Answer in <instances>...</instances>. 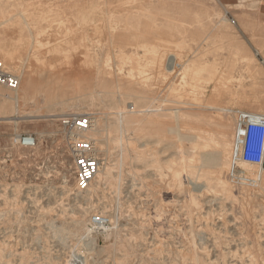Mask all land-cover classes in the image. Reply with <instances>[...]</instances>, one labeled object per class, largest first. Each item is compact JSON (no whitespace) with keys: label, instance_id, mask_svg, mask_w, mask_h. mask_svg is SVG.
<instances>
[{"label":"rangeland","instance_id":"1","mask_svg":"<svg viewBox=\"0 0 264 264\" xmlns=\"http://www.w3.org/2000/svg\"><path fill=\"white\" fill-rule=\"evenodd\" d=\"M146 1L0 0V20L10 22L0 25V60L19 78L31 71V96L42 108L36 112L26 98L18 112L8 109V118L0 119V264H264V190L232 185L223 164L230 158L233 110L264 112V62L255 52L264 59V48L256 37L243 35L218 0H151L172 11V19L165 24L159 14L147 30L122 26ZM205 10L211 19L197 25L195 13ZM179 18L190 24L178 28ZM232 52L237 54L231 60ZM73 67L88 72L91 86L97 84V69L112 71L124 84L136 81L138 90H150L160 112L174 113L168 108L181 106L193 116L156 117L174 126L164 136L139 133L120 142L112 139L118 131L109 137L105 131L103 148L98 145L101 167L109 155L114 182L77 191L59 117L83 106L114 128L118 113L113 96L105 93L69 101L77 97L65 92L73 77L50 74ZM49 80L44 104L42 89ZM46 110L57 116H41ZM32 112L39 114L27 117ZM14 117L17 124L10 120ZM18 132L34 134L36 146L16 145ZM196 142L200 147L194 151ZM124 147L127 159L119 166ZM243 169L259 173L255 165ZM214 176L227 181L232 196ZM96 212L111 224L91 227Z\"/></svg>","mask_w":264,"mask_h":264},{"label":"bare ground","instance_id":"2","mask_svg":"<svg viewBox=\"0 0 264 264\" xmlns=\"http://www.w3.org/2000/svg\"><path fill=\"white\" fill-rule=\"evenodd\" d=\"M146 2H147V5H146V7H143V8H142L143 4H142V2H140L139 8H141V9L138 10L139 13L137 15L134 14V16L127 17L128 19H133V21H129L128 23H126L125 25H122V26H124L126 29L135 27L138 29L143 28V30H147L148 25H149L148 23H150V22L154 23L155 21H157L159 14L165 15V17H164L165 24L168 22L169 19H172L171 17L173 15V12L170 10H167L165 8V6H160V5L157 6V5L153 4V1H151V0L146 1ZM3 10H4V8L1 6L0 12H3ZM184 12L190 13L191 9L187 8L184 10ZM195 12L196 11H194V13ZM182 15H184V14H182ZM182 15H180V17H182ZM195 15H196V20H194V21H196L197 25H200L203 19L208 20V19H211V17H212V13L208 12L206 10L196 12ZM202 15H204V16H202ZM116 19L119 22H122L124 20L123 16L117 17ZM219 20H220V18H219ZM222 20L225 21L227 19H226V17L222 16ZM7 21H8V19L0 20V25L10 23L9 21L8 22ZM188 23L190 24V22L184 20V18H179L178 22H177V27L181 28L184 24H188ZM117 24H119V23H117ZM191 25H193L192 22H191ZM28 26H29V24H28ZM4 27H5V25H4ZM7 27H8V25H7ZM138 35H140V33H138L137 36ZM146 35H147V32H146ZM147 36H149V35H147ZM228 44H229V46L232 45L233 40L232 39L230 40V38H229ZM6 51H8V50H6ZM229 51H235V50L233 48H231V50H230V48H229ZM86 52L87 53L90 52V49H87ZM236 54H237V52H232L229 59H231V60L234 59ZM247 57L251 58L249 55H247ZM130 58L132 59V57H130ZM12 63H13V61H12ZM13 65H15V64H13ZM79 67H81V66H79ZM15 68H17V66ZM119 73H121V72H119ZM141 73H143V72H141ZM50 75H51V78H54V79L65 77V75H71V77H73L72 82L66 83V91L65 92L77 94V97H70L69 101L70 100L72 101L74 98H79L80 100L82 99L83 101H85V100H87V95L90 94V95H92V98H93L95 93H97V94L105 93V94H109V95L113 96V99H114L113 107L117 110L116 112L118 113V118H117L118 124H116L117 126L114 128H111L110 124L100 123L99 119L96 118L94 127L92 129H90L89 132H87V135L94 138L96 140L97 145L100 146V144H101L102 148L105 144V139H106L105 131L108 132V137H109V134L111 136V133L113 131L119 132V135H117L116 138H112L113 141H118V140L120 141V139L124 136L127 137L128 139L136 138L137 135H139V133H142L143 136H150V137L153 136L154 134L159 135V136H161V135L164 136L169 131L173 130L174 126L168 122L162 121L161 119H157L156 117H167V116L174 115V116H178V117L183 119L186 117H192L193 116L188 111H186L185 108H183V107L181 108V106H175V107H171V108L169 107L168 108L169 110H171L174 113H162V112H160L161 109L158 106L159 104L156 103L155 97H151L150 90H146V89L138 90L137 88H135V84L137 83L136 81H133V82L129 81L130 84H124L123 81L118 76L113 77L112 71H109V70H98V69L96 70L95 77L97 78V84L95 86H91L92 84L88 80V78H89L88 72H86V70H83V69L77 68V67L76 68L73 67V69H70V70H68V72H65V73L64 72H62V73L57 72V73H51ZM22 77L23 78H20L21 80L19 82V86L16 89L11 90L10 92H5V93L1 92L0 93V96H1L0 97V119L8 118L7 115H4L7 113L6 111H8V109L14 110V108L17 107V110H15V112L16 111L18 112L20 110V102L25 100L26 98H30L31 103H33L34 106L35 105L37 106L36 112L42 111V108L40 106H38L37 97L31 96V94L35 91L34 76L32 75L31 71L29 70L26 72L25 76H22ZM50 82L51 81L49 80L46 85H43L44 88L42 89V92H43L42 95H44V96H42V97H43L44 104H46L49 101V93H50L51 88H52L50 86ZM54 99H55V97H54ZM138 101H142V103H144V105L143 106L140 105L141 103L139 104ZM176 104H178V103H176ZM61 105L63 107H67V106H71L72 103L62 102ZM84 108L85 107H83V106H81V107L75 106L74 108H70V109L72 111H76V112H79V111H81L83 113L89 112V111L86 112V110H84ZM213 108L218 109V107H214V106H213ZM70 109H68V110H70ZM46 111L48 113L41 115V116H46V117H51V116H55V115L57 116V114L51 113V112H49V110H46ZM38 114H34V112H32V114L29 113L27 115V117L31 118L34 116H38ZM18 119L19 118L14 117V118H11L10 120L17 124ZM130 124H133V128H127V126H129ZM177 125L180 126L179 123H177ZM198 130H200V129H198ZM18 133H16V134H18ZM131 135H132V137H130ZM125 143H127V142H125ZM121 144H124V143H121ZM220 144L223 147V151L225 153V149H227V145H228L227 140L226 139L221 140ZM127 145L125 144V147ZM199 147H200V143L196 142L193 144L192 149L195 151ZM231 148H232V146H231ZM107 150H109V148H107ZM124 150H126V148L121 149V152L119 154V155H121V159L119 157V160L116 162V164H118L119 166H123L125 164V161H126L124 159H127V158H125V157H127V155L126 156L124 155V153H125ZM140 154H141V152H138L137 155L140 156ZM230 154H231V150H230ZM197 159H198V157H197ZM223 164L229 167L230 158L227 160V156H226V159L223 161ZM244 166H245V164H244ZM114 167H115V162L113 163V159H111V157L108 155V157H106L103 169H102V167H100L98 174L94 178V182L92 181V183L90 184V186L87 190L89 191L91 189L90 192H92L94 190V187L91 185L97 184L98 182H101V181H103V183H104V181L108 182V183H113L114 182V174H113V168ZM188 167H189V172L194 173V171H195L194 165L190 163L188 165ZM257 172L256 173L250 172L249 174H251L250 176L254 177V179L257 180L256 186L261 188L262 190H264V174H263L264 172L263 171L262 172L259 171V173H257ZM218 173L220 174L219 171H218ZM214 178H215L216 183H217L216 185L218 187L223 188L225 190L224 193L227 196H232V191H230V188L228 186L227 181L225 179H223L222 176H216V177L214 176ZM192 202H193V200H192ZM73 263H76V262H73ZM53 264H55V263H53ZM57 264H59V263H57Z\"/></svg>","mask_w":264,"mask_h":264},{"label":"built area","instance_id":"3","mask_svg":"<svg viewBox=\"0 0 264 264\" xmlns=\"http://www.w3.org/2000/svg\"><path fill=\"white\" fill-rule=\"evenodd\" d=\"M255 52L264 62L260 53L257 50ZM19 82V76L11 72L5 62L0 60V91L2 88L16 89ZM233 114L235 126L227 178L237 187L247 184L256 187L257 180L245 173L243 165H255L260 172L264 171V112L236 109ZM95 119L91 112H67L59 117L66 147L72 156L75 188L80 192L89 188L101 167L96 140L87 135L94 127ZM13 140L16 145L26 148L37 144V137L32 133L15 134ZM110 224V218L101 212L94 213L90 218V225L96 230H102Z\"/></svg>","mask_w":264,"mask_h":264},{"label":"crops","instance_id":"4","mask_svg":"<svg viewBox=\"0 0 264 264\" xmlns=\"http://www.w3.org/2000/svg\"><path fill=\"white\" fill-rule=\"evenodd\" d=\"M244 36L264 48V0H218Z\"/></svg>","mask_w":264,"mask_h":264}]
</instances>
